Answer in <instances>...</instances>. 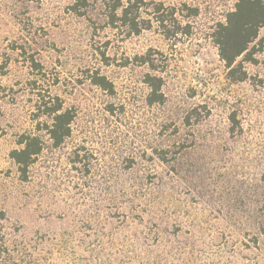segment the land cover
<instances>
[{
	"label": "rangeland",
	"instance_id": "374dc122",
	"mask_svg": "<svg viewBox=\"0 0 264 264\" xmlns=\"http://www.w3.org/2000/svg\"><path fill=\"white\" fill-rule=\"evenodd\" d=\"M236 1L142 0L131 33L100 0H0V264H264V44L233 82L211 36ZM36 92L75 110L58 148ZM23 132L43 141L26 181Z\"/></svg>",
	"mask_w": 264,
	"mask_h": 264
},
{
	"label": "trees",
	"instance_id": "16d2710c",
	"mask_svg": "<svg viewBox=\"0 0 264 264\" xmlns=\"http://www.w3.org/2000/svg\"><path fill=\"white\" fill-rule=\"evenodd\" d=\"M100 1L105 7L106 18L111 27L116 28L120 21L122 24H127L131 33H139L135 11L140 7L142 0H126L124 3L121 0ZM87 2L88 0H74L72 5L74 13H80V8L84 7ZM191 11V13H196L195 9ZM260 28H264V0H237L233 10L226 14L225 20L216 23L211 36L227 69L226 75L231 81L239 82L246 79L242 62L251 61L255 52L263 46L264 33L258 37ZM187 32L184 31V33ZM144 61L147 63L148 60ZM8 62L7 58L0 59V75L6 73ZM30 66L35 70L41 69L40 64L33 58L30 59ZM87 78L90 84L100 90L110 94L114 92L112 81L99 70L88 71ZM144 82L149 90L146 97L147 104H162L165 96L161 89V77L147 73ZM32 83L35 88V80ZM35 96V117L36 119L43 117L45 121L37 122V129L44 130L51 142V147L58 148L71 135V123L75 117V110L64 107L58 96H48L47 99V96L41 92H36ZM107 109L113 112L112 105ZM195 110L196 108H192L190 111L195 112ZM188 121L189 116L185 123L188 124ZM17 145V148L9 152V157L17 167L19 179L26 181L30 166L36 162L43 151V141L40 134L23 132L18 136ZM167 152L168 150L154 149L153 153L160 162L165 163L168 161ZM0 215L3 213L0 212Z\"/></svg>",
	"mask_w": 264,
	"mask_h": 264
}]
</instances>
